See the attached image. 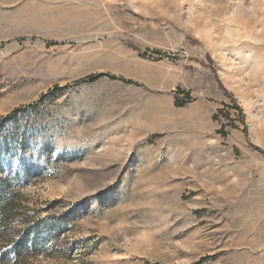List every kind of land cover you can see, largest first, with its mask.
<instances>
[{
  "label": "rangeland",
  "instance_id": "374dc122",
  "mask_svg": "<svg viewBox=\"0 0 264 264\" xmlns=\"http://www.w3.org/2000/svg\"><path fill=\"white\" fill-rule=\"evenodd\" d=\"M14 109L0 264H264V0H0Z\"/></svg>",
  "mask_w": 264,
  "mask_h": 264
},
{
  "label": "trees",
  "instance_id": "16d2710c",
  "mask_svg": "<svg viewBox=\"0 0 264 264\" xmlns=\"http://www.w3.org/2000/svg\"><path fill=\"white\" fill-rule=\"evenodd\" d=\"M101 78H108L110 80H118V81H121V82H124L126 84H133L132 81H129V80H125L123 78H119V77H116V76H113V75H110V74H106V73H97V74H90V75H87L77 81H75L72 86H79V85H82V84H92V83H95L97 82L98 80H100ZM70 86H64V87H58V86H55L52 91L49 93H54V92H61L65 89H68ZM178 94H182L183 97L182 99H179L178 97H175L174 99V106L176 108H182L184 107L185 105H187L188 103L192 102V100L190 99L188 93H178ZM235 109L239 110L240 109L238 107H235ZM17 112V109H14L10 115L2 118L0 120V127L3 126V124L5 122H7L8 119H10L13 114H15ZM158 136L157 135H153L151 137H149V140H153L155 138H157Z\"/></svg>",
  "mask_w": 264,
  "mask_h": 264
},
{
  "label": "built area",
  "instance_id": "2783aa9c",
  "mask_svg": "<svg viewBox=\"0 0 264 264\" xmlns=\"http://www.w3.org/2000/svg\"><path fill=\"white\" fill-rule=\"evenodd\" d=\"M225 113L226 111L224 110V108L219 109L216 113H215V118H216V122L218 123V125L222 128H226V118H225Z\"/></svg>",
  "mask_w": 264,
  "mask_h": 264
},
{
  "label": "crops",
  "instance_id": "0c3cea01",
  "mask_svg": "<svg viewBox=\"0 0 264 264\" xmlns=\"http://www.w3.org/2000/svg\"><path fill=\"white\" fill-rule=\"evenodd\" d=\"M176 73V72H175Z\"/></svg>",
  "mask_w": 264,
  "mask_h": 264
}]
</instances>
